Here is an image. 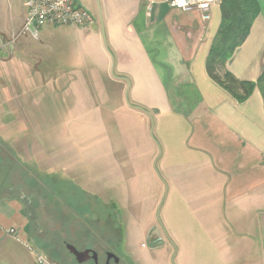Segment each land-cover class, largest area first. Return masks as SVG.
I'll list each match as a JSON object with an SVG mask.
<instances>
[{"label":"rangeland","instance_id":"1","mask_svg":"<svg viewBox=\"0 0 264 264\" xmlns=\"http://www.w3.org/2000/svg\"><path fill=\"white\" fill-rule=\"evenodd\" d=\"M19 1L0 0V29L15 36L2 35L7 46L0 55V129H46L50 168L62 176L61 183H50L62 190L58 197H50L37 181L29 183L28 195L35 197V204L27 199L25 210L29 230L38 236L32 237L35 246L57 264H78L67 245L80 252L93 250L101 261L114 253L120 264H172L176 248L175 264H184L188 250L201 264L204 247L191 246L188 240L204 238L215 240L212 264H254L252 259L235 261L229 252H224L228 256L223 261L218 259L216 249L235 248L219 246L218 241L237 238L241 229L224 204L229 199L222 198L217 187L219 161L192 149L199 143L197 129H209L208 120L144 108L154 117L155 142L163 152L157 166L166 188L153 170L159 151L150 135L151 121L128 107L127 85L108 80L101 86L70 83L77 73L74 63L43 41L46 32L62 28L39 29L40 39L22 31ZM103 47L107 51L104 41ZM250 48L252 52L255 45ZM74 53L87 59L88 66L103 63L93 42L77 43ZM62 76L66 85L61 84ZM250 108L240 111L258 120L255 107ZM28 168L38 174L36 164ZM11 170L4 159L0 173ZM21 182L19 186H26ZM84 189L98 197L83 196ZM165 192L163 230L156 212Z\"/></svg>","mask_w":264,"mask_h":264},{"label":"crops","instance_id":"2","mask_svg":"<svg viewBox=\"0 0 264 264\" xmlns=\"http://www.w3.org/2000/svg\"><path fill=\"white\" fill-rule=\"evenodd\" d=\"M24 1H19V16L21 30L28 31ZM79 1L92 15L94 23L86 28L68 27L46 32L43 40L74 63L77 73L73 75L74 80L71 75L68 77L70 83L101 86L105 83L103 80H108L128 87L126 80H129V99L136 106L154 109L160 115L169 113L208 120L209 129H197L199 143L190 148L202 152L209 160L219 161L217 187L222 198L229 199L224 204L235 215L236 228L241 229L237 238L218 241L219 246L235 247L233 251L216 249L218 259L223 261L224 256H228L224 252H229L234 254L235 261L252 259L254 264H264L263 99L256 90L249 100L238 103L207 74L206 62L222 21L220 6L204 15L171 9L166 0ZM256 1L260 15L250 36L226 64V70L240 81L256 82L264 71V0ZM29 33L35 39L41 38L38 30ZM103 33L108 52L103 47ZM2 35L15 37L0 29V39L4 41ZM92 42L103 60L99 67L88 66L87 59L77 58L74 53L77 43ZM254 45L250 52V46ZM251 53V59L247 60V54ZM113 60L114 75L111 73ZM62 77L61 84L66 85ZM247 106H251L250 110L255 107L256 111H252L257 113L258 120L253 121L240 111ZM211 125L219 128L210 129ZM194 136L195 133L189 144ZM47 137L46 129H0V163L5 159V164L13 167L9 173H0V264H36L30 247L37 248L32 237L38 236L29 230L31 220L25 210L27 199L29 205L35 204V197L28 195L29 183L39 182L50 197L61 196L59 192H62L50 184L51 180L61 183L62 176L55 175L57 170L50 168L52 153L45 150L49 143ZM74 144L76 148L80 143ZM30 164L37 165V176L32 173L35 169L29 170ZM19 182L26 186H19ZM73 183L76 185L75 181ZM212 187L214 189L215 185ZM83 196L98 197V194L84 189ZM214 241L188 240L191 246L204 247L201 264H212ZM189 252L184 264H196Z\"/></svg>","mask_w":264,"mask_h":264},{"label":"trees","instance_id":"3","mask_svg":"<svg viewBox=\"0 0 264 264\" xmlns=\"http://www.w3.org/2000/svg\"><path fill=\"white\" fill-rule=\"evenodd\" d=\"M220 12L222 21L206 62L207 74L238 103L249 100L257 90L264 105V71L256 82H252L240 81L226 70V64L236 49L244 45L250 36L260 15L259 3L256 0H222ZM10 168H13L12 165ZM50 259L54 260L53 257Z\"/></svg>","mask_w":264,"mask_h":264},{"label":"built area","instance_id":"4","mask_svg":"<svg viewBox=\"0 0 264 264\" xmlns=\"http://www.w3.org/2000/svg\"><path fill=\"white\" fill-rule=\"evenodd\" d=\"M169 8L184 13L199 12L207 14L213 7L220 6L222 0H166ZM27 25L42 28H86L94 23L92 15L78 7L75 0H25ZM0 39V55L6 48ZM35 255L36 264H57L38 248L30 247Z\"/></svg>","mask_w":264,"mask_h":264},{"label":"water","instance_id":"5","mask_svg":"<svg viewBox=\"0 0 264 264\" xmlns=\"http://www.w3.org/2000/svg\"><path fill=\"white\" fill-rule=\"evenodd\" d=\"M76 4L78 5V7L82 8V5L80 3L79 0H75ZM83 9V8H82ZM28 31L30 32H36V28L34 27L33 24H29L28 27H27ZM103 37H104V44H105V47L106 49L108 50V47H107V44H106V37H105V34L103 33ZM111 73L112 75H114V60H113V65H112V70H111ZM126 82L128 83V87L126 89V92H125V102L126 104L128 105V107L132 108V109H135V110H138L144 114H146L150 121H151V131H150V135H151V138L153 139V141L155 142V137H154V128H155V123H154V117L153 115L146 109L140 107V106H136V105H133L131 102H130V99H129V91L131 89V85H130V81L129 80H126ZM157 147H158V151H159V154H158V157L157 159L155 160L154 164H153V170L154 172L156 173L157 177L159 178V180L163 183V185L167 188V184L165 182V180L162 178V175L158 169V166H157V163L158 161L160 160V158L162 157V149L160 148V145L155 142ZM165 196H166V192L165 194L163 195L162 197V200L159 204V207L157 209V212H156V219L160 225V227L165 230L164 228V225L162 223V220L160 218V212H161V209H162V206L164 204V201H165ZM167 238L169 239L170 241V237L168 236V234H166ZM172 243L173 246L174 243L172 241H170ZM67 250L70 252L71 255H73L75 258H76V261L79 263V264H83L85 263L86 261L90 260V259H93L95 262L98 261V254L92 250H88V251H84V252H80L78 251L75 247H73L72 245H67ZM176 248H175V253L173 254L172 256V264H175V259H176Z\"/></svg>","mask_w":264,"mask_h":264},{"label":"flooded vegetation","instance_id":"6","mask_svg":"<svg viewBox=\"0 0 264 264\" xmlns=\"http://www.w3.org/2000/svg\"><path fill=\"white\" fill-rule=\"evenodd\" d=\"M93 251V250H92ZM69 252V251H68ZM70 253V252H69ZM73 256V255H72ZM74 257V256H73ZM74 259L76 260V258L74 257ZM77 262V261H76ZM78 263V262H77ZM120 264V260L115 256L114 253L108 252L106 254V259L104 261H101L98 257V261L95 262L93 259H90L88 261H86L83 264ZM79 264V263H78Z\"/></svg>","mask_w":264,"mask_h":264}]
</instances>
